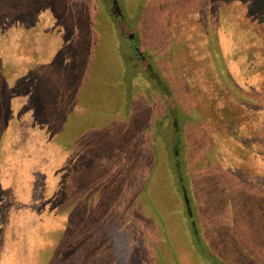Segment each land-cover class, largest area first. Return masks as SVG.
I'll use <instances>...</instances> for the list:
<instances>
[{
  "label": "rangeland",
  "instance_id": "1",
  "mask_svg": "<svg viewBox=\"0 0 264 264\" xmlns=\"http://www.w3.org/2000/svg\"><path fill=\"white\" fill-rule=\"evenodd\" d=\"M0 118V264H264V0H0Z\"/></svg>",
  "mask_w": 264,
  "mask_h": 264
},
{
  "label": "trees",
  "instance_id": "2",
  "mask_svg": "<svg viewBox=\"0 0 264 264\" xmlns=\"http://www.w3.org/2000/svg\"><path fill=\"white\" fill-rule=\"evenodd\" d=\"M0 120H1V118H0ZM1 132H2V130H1ZM1 137H2V135H0V140H1ZM196 232H194V234H195ZM195 236L198 238V236L195 234ZM197 245L200 247V249H201V252H206L207 250H205V246H204V244L198 239L197 240ZM208 256H209V258L213 261V260H216L215 258H211V254H208ZM215 262H217L216 264H221V262L220 261H215Z\"/></svg>",
  "mask_w": 264,
  "mask_h": 264
}]
</instances>
